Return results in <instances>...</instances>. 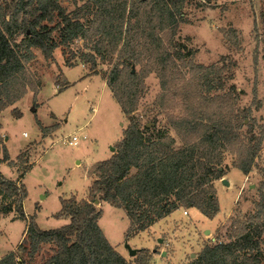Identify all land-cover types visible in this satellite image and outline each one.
I'll return each instance as SVG.
<instances>
[{
  "label": "trees",
  "instance_id": "trees-1",
  "mask_svg": "<svg viewBox=\"0 0 264 264\" xmlns=\"http://www.w3.org/2000/svg\"><path fill=\"white\" fill-rule=\"evenodd\" d=\"M186 1L83 0L75 1L74 9L68 11L62 0H0V113L28 90L34 95L40 91L42 81L27 66L36 58L33 49L51 60L55 49L63 46L69 67L76 65L78 52L90 63L92 75L99 73L101 63L111 66L105 81L129 119L112 156L89 170L93 181L88 198L61 199L62 208L55 217L68 218L69 223L60 227L42 229L35 215L26 214L28 191L20 182L25 170L17 180L0 170L4 202L0 217L15 210L26 221L24 239L0 258V264H32L45 244L53 246V253L39 264H147L138 257L135 262L128 260L113 246L99 224L103 210L97 202L125 211L129 239L180 207L196 208L213 219L220 211L214 181L225 174L222 165L227 152L235 155L233 165L245 175L258 166L264 124L252 116V106H238L237 85L227 87L234 78L231 66L235 62L226 63L229 57L223 56V65L197 63L194 49L179 39ZM228 36L239 45L235 28ZM151 73L160 83L156 104L167 114L175 135L170 128L141 123L136 114ZM57 82L59 92L71 85ZM254 93L253 104L260 108L257 89ZM13 113L22 115L17 108ZM37 121L43 130L48 129ZM6 162L15 164L0 132V165ZM263 237L262 190L253 213L233 217L228 241L204 245L186 264H263Z\"/></svg>",
  "mask_w": 264,
  "mask_h": 264
},
{
  "label": "rangeland",
  "instance_id": "rangeland-1",
  "mask_svg": "<svg viewBox=\"0 0 264 264\" xmlns=\"http://www.w3.org/2000/svg\"><path fill=\"white\" fill-rule=\"evenodd\" d=\"M75 1L83 2L62 0V4L72 11ZM183 12L186 21L180 25L179 39L194 49V61L223 65V56L229 57L226 63L233 60L234 78L228 81L227 87L234 82L241 91L238 106H252V116L264 124V0H187ZM231 28L238 31L239 45L228 36ZM33 51L36 58L27 66L42 81L41 89L36 95L28 90L20 101L0 114L2 141L11 159L16 160L13 162L18 170L7 162L2 163L1 171L9 178L17 173L19 178L20 173L26 171L25 179L20 178L28 191L24 201L26 214L35 215L42 229L57 228L68 222L55 218L62 208L61 199L88 198L93 181L89 170L94 163L108 159L111 152H115L116 148L111 147L122 138L129 119L105 81L110 65L99 64V73L92 75L90 63H86L79 52L74 60L76 65L69 67L63 46L55 49L51 60L45 59L39 49ZM135 68L138 70L139 66ZM227 72L225 70V74ZM58 80L69 81L71 85L59 92ZM145 82L146 90L136 114L143 124L170 128L167 114L156 104L160 92L158 77L151 73ZM254 89L261 101L260 108L253 104ZM15 108L22 112L20 117L13 113ZM37 120L48 129L43 130ZM52 125H57L55 130ZM170 131L175 135L173 129ZM73 134L81 137L87 134L88 139L78 145H68L65 137ZM179 145L180 141L176 146ZM234 160L235 155L225 154L222 165L225 174L214 181L220 211L213 219L196 208L180 207L145 231L126 239L130 222L125 211L99 201L96 205L103 210L100 226L128 260L135 262L138 257L147 264H186L199 255L204 245L228 241L233 217L253 213L262 190L264 195V143L258 166L248 175L234 167ZM224 178L229 185L223 183ZM3 203L0 195V205ZM12 212L18 216L15 210ZM24 227L21 218L0 221V253L15 246ZM127 243L136 250L134 255L130 254ZM52 248L51 244H45L32 264L50 257ZM23 257L31 262L26 253Z\"/></svg>",
  "mask_w": 264,
  "mask_h": 264
},
{
  "label": "crops",
  "instance_id": "crops-1",
  "mask_svg": "<svg viewBox=\"0 0 264 264\" xmlns=\"http://www.w3.org/2000/svg\"><path fill=\"white\" fill-rule=\"evenodd\" d=\"M3 112V111H2ZM1 112V113H2ZM0 113V114H1ZM1 118V117H0ZM81 137V136H80ZM88 139V135L87 134H84L81 138H80V140H79V142L80 141H82V140H87ZM79 142H78V144H79ZM77 144V145H78ZM93 144H95V143H93ZM113 147V146H112ZM112 152H111V156H112ZM110 156V157H111ZM12 160H15V159H12ZM16 161V160H15ZM7 163V162H6ZM2 165V164H1ZM1 165H0V170H1ZM11 166V165H10ZM11 167H13L15 170H17V165H13V166H11ZM18 171V170H17ZM18 174L19 173H17L16 174V176L15 177H12V178H10V179H13V180H17L18 179ZM26 176V175H25ZM25 176H24V179H25ZM9 178V177H8ZM25 201V200H24ZM105 202V201H104ZM39 206V205H38ZM36 209H37V205H36ZM38 209H40V206H39V208ZM11 214L10 215H2L1 217H0V221H3V220H5L6 218L8 219V220H10V221H14V220H18L19 218L17 217V215H14V212H10ZM12 216V217H11ZM103 216V215H102ZM12 218V219H11ZM56 218V217H55ZM102 218V217H101ZM101 218H100V220H99V222L101 221ZM57 219H63L62 221H68L67 223H69V219L68 218H57ZM24 222H25V227H24V229H23V232H22V234H21V236H20V238L18 239V241L16 242V244H15V246L14 247H12L10 250H8V251H6V252H2V253H0V258L1 257H3L5 254H7L8 252H10V251H12V250H15L16 248H17V246L22 242V240H23V238H24V236H25V232H26V221L24 220ZM67 223H63L64 225L65 224H67ZM100 224V223H99ZM62 226V225H61ZM41 227V226H40ZM50 227V228H49ZM48 228H43V229H52L51 228V226H49ZM42 228V227H41ZM102 228V227H101ZM103 229V228H102ZM103 231L105 232V234H106V236H107V238L109 239V241L110 242H112L111 240H110V236L108 235V233L103 229ZM112 244H113V246L118 250V246L117 245H115L113 242H112ZM120 252V251H119Z\"/></svg>",
  "mask_w": 264,
  "mask_h": 264
},
{
  "label": "built area",
  "instance_id": "built-area-1",
  "mask_svg": "<svg viewBox=\"0 0 264 264\" xmlns=\"http://www.w3.org/2000/svg\"><path fill=\"white\" fill-rule=\"evenodd\" d=\"M24 135H27V133L25 132ZM80 135L78 134H73L71 136L65 137V142L68 145H77L79 140H80ZM185 213H187V211H185Z\"/></svg>",
  "mask_w": 264,
  "mask_h": 264
},
{
  "label": "water",
  "instance_id": "water-1",
  "mask_svg": "<svg viewBox=\"0 0 264 264\" xmlns=\"http://www.w3.org/2000/svg\"><path fill=\"white\" fill-rule=\"evenodd\" d=\"M111 149L114 150L115 147H111ZM222 181H223V183H225L226 185H229V181H228L226 178L222 179ZM126 246L128 247V249H129V251H130V254L134 255V254L136 253V250L132 249L128 243L126 244Z\"/></svg>",
  "mask_w": 264,
  "mask_h": 264
}]
</instances>
